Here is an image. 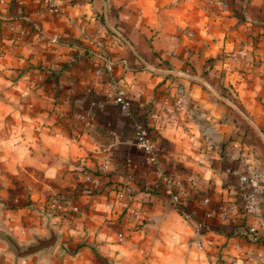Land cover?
<instances>
[{
	"label": "crops",
	"instance_id": "0c3cea01",
	"mask_svg": "<svg viewBox=\"0 0 264 264\" xmlns=\"http://www.w3.org/2000/svg\"><path fill=\"white\" fill-rule=\"evenodd\" d=\"M56 2L0 0V229L27 243L49 218L60 233L18 264H264V0ZM180 96L174 119L150 126ZM165 173L195 176L185 213Z\"/></svg>",
	"mask_w": 264,
	"mask_h": 264
},
{
	"label": "built area",
	"instance_id": "2783aa9c",
	"mask_svg": "<svg viewBox=\"0 0 264 264\" xmlns=\"http://www.w3.org/2000/svg\"><path fill=\"white\" fill-rule=\"evenodd\" d=\"M44 6L54 13H60L61 9L57 4L56 0H42ZM110 65L107 62L99 63L93 68L95 74H100L104 69L110 70ZM115 103L124 111L128 112L130 108V103L127 100L124 91L119 90L115 96ZM185 97H179L176 101V106L166 107L163 114L160 116L158 112H155L150 117V126L160 125L163 122H171L174 119V112L176 109H183L185 106ZM146 124L136 125V139L140 147L151 151L153 149V142L149 135V127ZM109 158H105L101 165L100 171L102 173L106 172L109 165ZM81 176V180L85 183H90L93 186L98 185V178L93 176L88 172H84ZM242 180L246 181L250 185V189L247 192L243 200V209L245 212L250 214H255L258 211V200L257 192L258 187L262 183L263 178L257 175L252 176H242ZM162 182L166 187V192L169 197L171 204L178 210H181L183 205V195L188 186H194L196 184L195 176L188 175L185 180L179 178L176 174L165 173L162 175ZM207 202V199L204 200ZM50 208L54 211L56 210L61 221H65L66 207L59 197H52L49 204ZM226 215H223L224 218ZM264 226V218L262 221ZM198 246H201V241L197 242Z\"/></svg>",
	"mask_w": 264,
	"mask_h": 264
},
{
	"label": "water",
	"instance_id": "95a60500",
	"mask_svg": "<svg viewBox=\"0 0 264 264\" xmlns=\"http://www.w3.org/2000/svg\"><path fill=\"white\" fill-rule=\"evenodd\" d=\"M44 228V234H32L27 243L18 242L12 234L0 229V241L6 244L5 252L12 256V264H18L20 260L34 255L44 258L55 248L60 238L58 227L47 218Z\"/></svg>",
	"mask_w": 264,
	"mask_h": 264
},
{
	"label": "trees",
	"instance_id": "16d2710c",
	"mask_svg": "<svg viewBox=\"0 0 264 264\" xmlns=\"http://www.w3.org/2000/svg\"><path fill=\"white\" fill-rule=\"evenodd\" d=\"M181 211H183L184 212V209H182ZM185 213V212H184ZM59 213H57V214H55L56 216L58 215Z\"/></svg>",
	"mask_w": 264,
	"mask_h": 264
},
{
	"label": "rangeland",
	"instance_id": "374dc122",
	"mask_svg": "<svg viewBox=\"0 0 264 264\" xmlns=\"http://www.w3.org/2000/svg\"><path fill=\"white\" fill-rule=\"evenodd\" d=\"M56 212V210H54Z\"/></svg>",
	"mask_w": 264,
	"mask_h": 264
}]
</instances>
